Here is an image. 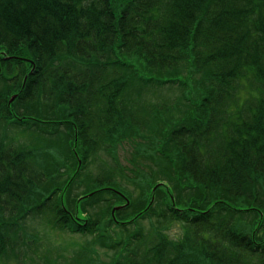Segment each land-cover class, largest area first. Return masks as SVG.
<instances>
[{
  "label": "trees",
  "instance_id": "obj_1",
  "mask_svg": "<svg viewBox=\"0 0 264 264\" xmlns=\"http://www.w3.org/2000/svg\"><path fill=\"white\" fill-rule=\"evenodd\" d=\"M173 84L188 112L158 126L182 99L157 114L140 93ZM122 180L142 192L118 222ZM35 218L91 233L103 264H264V0H0V260Z\"/></svg>",
  "mask_w": 264,
  "mask_h": 264
},
{
  "label": "rangeland",
  "instance_id": "obj_2",
  "mask_svg": "<svg viewBox=\"0 0 264 264\" xmlns=\"http://www.w3.org/2000/svg\"><path fill=\"white\" fill-rule=\"evenodd\" d=\"M187 72L188 71H186L185 69L184 74H187ZM189 79L191 81L190 83V87H191L193 84V79L192 78ZM194 79L196 81V87H195L196 92H198L199 90L202 91L203 79L199 75H195ZM173 85L174 86H172L171 88H169L170 85L166 86L165 88L160 89L158 92H147L145 94V91H153V89H146L140 93L138 104L142 106L146 101L147 104H151V108L153 109L154 113H157V110L160 109L162 103L171 105L177 102L179 98L182 99L179 100L181 106H177L176 111L175 108L168 109L167 111H165V113H163L159 117L161 118V120L158 123V126L163 125L165 121H168V118H170L171 116L174 122H176L177 118L183 119V117L188 112L187 106H189V104L185 99H183V91L181 90V87H179L177 84H173ZM186 93L189 94L191 97L193 95L192 93H191L192 95L188 92ZM144 94H145V99L143 97ZM195 100L197 99L195 98ZM155 116L151 115L147 125L144 128L150 134L155 133V131H157L154 129V123L156 120ZM12 132L15 133L16 130H12ZM34 136L35 135H25L20 137H22L21 139L25 141H30L35 138ZM157 136L158 135H156L155 133L154 137ZM41 142L44 143L43 147H46V149H44L46 153V155H44V158L50 155L49 154L50 149L48 148L49 147L52 148L51 145L56 147L59 153H61L62 151L64 152V148L61 145L62 142L51 143L49 138L46 137L41 138ZM132 150L133 147L127 141H125L124 144L120 145L119 147V152L124 158L129 157L132 153ZM102 153L100 155H102ZM104 158L105 157H102V160ZM44 160L46 161L47 159ZM81 160L82 159L80 157L79 166L83 164ZM150 161L160 163L158 159H154V158H151ZM165 166H167V164ZM90 167H94V164H91ZM150 169L151 171H159L160 167L151 164ZM92 172L93 174L97 172L95 167L92 168ZM164 175H167L169 177L171 185H173L174 182L171 178V172H165ZM144 176L145 178H147V175ZM92 180L93 179H91L89 183H91ZM122 183L123 186L128 190L126 192L130 193V195L123 193L121 190H117L118 191L117 193L122 195L124 199H122V201L121 200L116 201L118 203L115 202V204L117 205H115L111 211V213L115 218H116V209L121 208L123 211H126L128 208H130L131 205H134L135 201L142 192V185L138 184V182L133 183L129 180H122ZM174 194L177 195L176 191L174 192ZM88 197L90 196L78 200L75 205V208H77V213L80 215L81 218H84L87 221H89L90 219H94L100 213V210L104 205V200H102L101 197H96V198H88ZM116 199L117 198H114L112 200L115 201ZM108 214L110 215V209ZM125 220L126 219L124 220L119 219L118 216L116 218V221L118 222H125ZM81 223H85V222H81ZM20 224H21L20 226H17V228L21 229L20 233L18 237L16 238L14 237V239H16L17 249L15 251L8 253L6 257L1 259L0 264H43L44 260L47 258H50V261L58 260L60 264H76V262L75 263L73 262L76 261V257L80 251L86 250V248L84 249L86 245H88V247L90 248L93 247V250L87 249L85 251L87 254L86 259L82 260L79 264H93V262L94 264H103V262L108 263L110 258L113 257L112 253L108 250H103L99 248L96 249L98 245L94 242V236L91 233L88 232L73 233V232L60 231V230L56 231V229H53L52 227L48 228V224L45 223L43 219H38V218L28 219L25 222L21 221ZM106 231L110 233V228H106ZM166 231L168 234L177 236L182 232V228L181 225L177 223H172L169 225ZM37 232L41 236L33 235L36 234ZM30 241H35V243H32ZM89 251L91 252L89 253Z\"/></svg>",
  "mask_w": 264,
  "mask_h": 264
},
{
  "label": "water",
  "instance_id": "obj_3",
  "mask_svg": "<svg viewBox=\"0 0 264 264\" xmlns=\"http://www.w3.org/2000/svg\"><path fill=\"white\" fill-rule=\"evenodd\" d=\"M15 97H16V95H13L10 100L12 101Z\"/></svg>",
  "mask_w": 264,
  "mask_h": 264
}]
</instances>
